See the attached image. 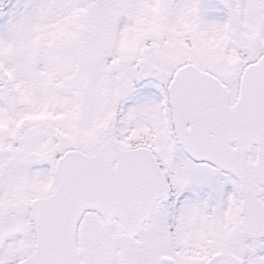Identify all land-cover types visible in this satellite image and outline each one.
I'll use <instances>...</instances> for the list:
<instances>
[{
	"label": "snow or ice",
	"instance_id": "snow-or-ice-1",
	"mask_svg": "<svg viewBox=\"0 0 264 264\" xmlns=\"http://www.w3.org/2000/svg\"><path fill=\"white\" fill-rule=\"evenodd\" d=\"M0 264H264V0H0Z\"/></svg>",
	"mask_w": 264,
	"mask_h": 264
}]
</instances>
